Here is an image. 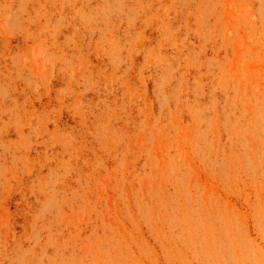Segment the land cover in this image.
I'll return each instance as SVG.
<instances>
[{
    "label": "rangeland",
    "instance_id": "374dc122",
    "mask_svg": "<svg viewBox=\"0 0 264 264\" xmlns=\"http://www.w3.org/2000/svg\"><path fill=\"white\" fill-rule=\"evenodd\" d=\"M0 264H264V0H0Z\"/></svg>",
    "mask_w": 264,
    "mask_h": 264
}]
</instances>
